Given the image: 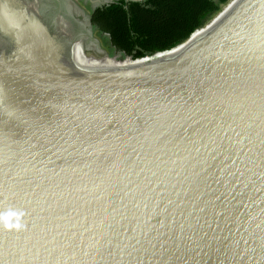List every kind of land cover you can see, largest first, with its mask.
<instances>
[{
    "label": "water",
    "instance_id": "water-1",
    "mask_svg": "<svg viewBox=\"0 0 264 264\" xmlns=\"http://www.w3.org/2000/svg\"><path fill=\"white\" fill-rule=\"evenodd\" d=\"M18 3L35 40L21 68L0 41V213L24 215L0 221V264H264V0L186 52L98 74L72 60L82 35Z\"/></svg>",
    "mask_w": 264,
    "mask_h": 264
},
{
    "label": "trees",
    "instance_id": "trees-1",
    "mask_svg": "<svg viewBox=\"0 0 264 264\" xmlns=\"http://www.w3.org/2000/svg\"><path fill=\"white\" fill-rule=\"evenodd\" d=\"M229 0L116 1L97 8L92 23L132 60L156 58L188 41ZM158 54V55H157ZM157 55V56H156ZM155 56V57H154ZM131 64L138 63L132 62Z\"/></svg>",
    "mask_w": 264,
    "mask_h": 264
},
{
    "label": "rangeland",
    "instance_id": "rangeland-1",
    "mask_svg": "<svg viewBox=\"0 0 264 264\" xmlns=\"http://www.w3.org/2000/svg\"><path fill=\"white\" fill-rule=\"evenodd\" d=\"M76 2L78 10L82 13V15H84L85 19L91 15L92 11L94 8L102 5V3L104 2H98V0H73ZM43 7L45 9V13L46 16L49 20H51L52 18L56 17L59 18L60 16H64L65 18L69 19L71 21V17L68 14H72V12L77 16V18H80L79 14L77 12H74L72 10H70L67 5L62 1V0H44V4L40 3L39 4V9L41 12V18H43L44 14H43ZM45 19V17H44ZM51 22H55L51 20ZM9 25V24H7ZM52 26H50V30H52L53 28H55L54 24H51ZM63 26V28H65L64 24H61ZM74 28H75V32L76 35H82L83 37H87L90 39L89 43L87 45V47L89 48V50H95V51H99V53L104 52V54H106V56L108 57L109 60H111L116 66L118 67H128L130 66V62H129V57L125 56L124 54L116 51L111 43H110V39L109 36L107 34H104L103 32H101L99 29L97 28H93L88 26V28H84L82 26V24H75L73 22ZM48 26V25H46ZM2 29V27L0 28ZM20 30H15L14 28H12L11 26H9V28H7L8 32H12L14 33V39L10 42L8 40V38H6L7 41H5V38L2 35V30H1V34H0V41L6 45V52H4V54L6 55L4 60H11L14 63V66L21 68L22 66V61L29 60L33 53H32V49L29 48L28 46L26 47V45L28 43H30L31 41L35 40V31L32 30V32H30L29 30L24 29V26H21V28H19ZM65 30V29H64ZM52 32V31H51ZM77 35V36H78ZM59 37V36H58ZM24 43L26 45H24ZM84 46L82 44H78V46H76L77 51H75V54L78 53L79 56L81 55L80 53H82V48ZM99 48V50H98ZM31 51V52H30ZM81 51V52H79ZM151 60V59H150ZM18 62H21L20 64H18ZM81 62L83 63V66H86L88 68L91 69H97L100 65H90L88 64L84 59L81 60ZM20 65V66H19Z\"/></svg>",
    "mask_w": 264,
    "mask_h": 264
},
{
    "label": "bare ground",
    "instance_id": "bare-ground-1",
    "mask_svg": "<svg viewBox=\"0 0 264 264\" xmlns=\"http://www.w3.org/2000/svg\"><path fill=\"white\" fill-rule=\"evenodd\" d=\"M246 1L247 0H229L226 4H224L221 7V10L215 16L205 26H203V28L201 30H199L194 36H192L190 38V40L185 42V44L180 46V48L177 49L176 51H174L173 53L159 54L156 58L151 59V60H144V62H141V63L130 64V66H128V67H118L108 58H105L101 61L100 60L98 61V60H94V59H90V58L85 57L84 52H85L87 45L90 44L89 43L90 39L87 37H83L79 40V41H84V44H85L84 47L82 48L83 59L90 65H100V66L97 69H91V68H88L86 66H83L82 65L83 63L81 62L79 54L78 53L75 54L76 50H74V49H73V53H72V60L76 64L75 66H77V68L81 72L88 73V74L110 73L113 71L129 70V69L140 68L143 66L154 65L156 63L163 62L165 60H168L171 57H174L178 54L186 52V51L192 49L193 47H195L204 38H206L209 34H211L216 28H218L228 17H230ZM19 2L21 3V5L24 8H26V6L23 4V2H21V0H19ZM27 10H28V13L30 14L31 13L30 9L28 8ZM30 15L32 18H34L36 20H40V18H38L36 15H35V17L32 14H30ZM57 19L63 20V21H65V23L74 27L73 22L70 21L69 19L65 18L64 16H60ZM58 27L59 26H57L55 28L57 36H59L60 38L69 42V40L67 39V37L65 35L63 28L60 27L59 29H57ZM77 35H75L72 38L73 41ZM78 42H76L74 45L77 46Z\"/></svg>",
    "mask_w": 264,
    "mask_h": 264
},
{
    "label": "flooded vegetation",
    "instance_id": "flooded-vegetation-1",
    "mask_svg": "<svg viewBox=\"0 0 264 264\" xmlns=\"http://www.w3.org/2000/svg\"><path fill=\"white\" fill-rule=\"evenodd\" d=\"M66 5L67 7L74 11V12H77L80 16V18H77V16L72 12V14H68L71 18V21L74 22L75 24H79L80 23L82 24V26L84 28H88V26L90 27H93V28H97L93 25L92 23V16H93V13L94 11L97 9V8H100V7H103V6H107V5H100L96 8L93 9L91 15L88 17V19L84 17V15H82V13L78 10V7H77V4L75 1L73 0H62ZM105 0H98V2H104ZM19 1L17 0H7V3H4V11H5V14H6V18L9 20L10 24L7 25L8 23L4 24L2 23V25H0V28L2 27V29H0V34H1V30H2V35L3 37L5 38V41L6 38H8V40L11 42L15 37H14V33L12 32H8L7 31V28H9V26H14L17 28H21V26H28L30 23L27 21L28 19L25 17L24 15V10H22V8L19 7ZM21 2H23V4L26 6V8L30 9L31 13L34 17L35 15L38 17V18H41V12H40V9H39V4L42 3L44 4V0H21ZM116 1H112V3H114ZM110 3V4H112ZM43 24L46 26V25H50L52 26L51 24H54L55 28L57 26H59L57 29H59L60 27L63 28V26L61 24H64V25H67L65 26V28H63L64 32H65V35L67 37V39L69 40V42H72V38L76 35V32H75V28L70 26L69 24L65 23V21L63 20H60V19H57L56 20V16L55 18H52L51 20L55 22H51V20H49L46 16V13H45V9L43 7ZM32 26V29L35 31V23H31L30 24ZM15 29V30H16ZM98 29V28H97ZM37 36V35H36ZM78 44H82L83 46L85 45L84 44V41H79ZM78 46V45H77ZM73 49L77 51L76 49V45L73 46ZM78 52V51H77ZM81 52V51H79ZM81 55L79 56L81 60H83V54L80 53Z\"/></svg>",
    "mask_w": 264,
    "mask_h": 264
},
{
    "label": "clouds",
    "instance_id": "clouds-1",
    "mask_svg": "<svg viewBox=\"0 0 264 264\" xmlns=\"http://www.w3.org/2000/svg\"><path fill=\"white\" fill-rule=\"evenodd\" d=\"M24 213L22 211H16L11 208L7 212L0 213V221L3 222L5 228H19L21 227L20 223L17 222L15 225L9 223L12 217H16L17 221H19V217L23 216Z\"/></svg>",
    "mask_w": 264,
    "mask_h": 264
},
{
    "label": "snow or ice",
    "instance_id": "snow-or-ice-1",
    "mask_svg": "<svg viewBox=\"0 0 264 264\" xmlns=\"http://www.w3.org/2000/svg\"><path fill=\"white\" fill-rule=\"evenodd\" d=\"M230 175H234V173H229ZM9 210V208L8 209H5L3 212H7ZM16 211H20L19 209H17Z\"/></svg>",
    "mask_w": 264,
    "mask_h": 264
}]
</instances>
